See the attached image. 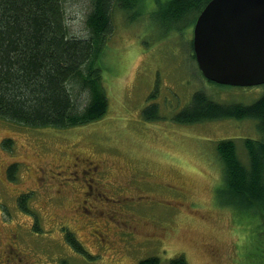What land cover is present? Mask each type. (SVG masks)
Instances as JSON below:
<instances>
[{
	"label": "rangeland",
	"instance_id": "374dc122",
	"mask_svg": "<svg viewBox=\"0 0 264 264\" xmlns=\"http://www.w3.org/2000/svg\"><path fill=\"white\" fill-rule=\"evenodd\" d=\"M63 2L69 34L84 37L92 1ZM123 16L113 15L103 54L104 116L67 129L0 120V264H173L180 255L187 264H264V219L228 188L216 148L232 140L247 168L246 140H264L257 121H174L196 91L251 105L264 84L205 79L190 57L194 16L169 33ZM90 160L102 197L84 186ZM93 228L109 234L107 246Z\"/></svg>",
	"mask_w": 264,
	"mask_h": 264
},
{
	"label": "trees",
	"instance_id": "16d2710c",
	"mask_svg": "<svg viewBox=\"0 0 264 264\" xmlns=\"http://www.w3.org/2000/svg\"><path fill=\"white\" fill-rule=\"evenodd\" d=\"M63 1L0 0V120L30 129H67L98 120L107 111L102 60L115 29L113 15L121 13L126 21H143L169 33L190 23L192 16L196 20L209 0H91L84 37L69 34ZM152 2L153 9L149 7ZM147 19L151 23L144 21ZM190 57L195 56L192 53ZM174 117L182 124L252 118L264 136V93L251 105H223L196 91L186 109ZM246 141L247 168L232 140L217 143V157L228 188L263 220L264 140ZM73 234L66 232L65 241L84 253ZM172 263L186 261L181 255ZM139 264H159V260L149 257Z\"/></svg>",
	"mask_w": 264,
	"mask_h": 264
},
{
	"label": "water",
	"instance_id": "95a60500",
	"mask_svg": "<svg viewBox=\"0 0 264 264\" xmlns=\"http://www.w3.org/2000/svg\"><path fill=\"white\" fill-rule=\"evenodd\" d=\"M192 40L205 79L237 87L264 83V0H209Z\"/></svg>",
	"mask_w": 264,
	"mask_h": 264
},
{
	"label": "flooded vegetation",
	"instance_id": "af4514ba",
	"mask_svg": "<svg viewBox=\"0 0 264 264\" xmlns=\"http://www.w3.org/2000/svg\"><path fill=\"white\" fill-rule=\"evenodd\" d=\"M187 107V106H186ZM186 109V108H185ZM91 160L90 161H88V162H86V163H84V165H86L85 167H86V173H87V179L85 178V182H84V186L85 187H93V190H94V192L95 191H100V192H95L98 196H101V190H99L98 188H96V186H95V183L96 184H98L99 186H101L102 185V182H100V180L99 179H97L96 181L94 180L95 178L92 176V174H96L97 173V168L95 167V166H93V165H91ZM12 166L13 165H7L6 167H8L9 168V170H11V168H12ZM77 166V165H76ZM88 171V172H87ZM89 176V177H88ZM88 182H91V183H88ZM103 190V189H102ZM120 196H123V195H120ZM102 197V196H101ZM104 197V196H103ZM105 198H108V197H105ZM93 230V235H95L96 236V238H95V240H98V241H100V243L101 244H104L105 243V245L107 246L109 243H110V239H109V234L108 233H106V232H100V230H98V229H95V228H93L92 229ZM84 250V249H83ZM100 257H101V255L100 254H98ZM181 256V255H180ZM98 257V256H97ZM183 258H184V255H183ZM185 261H186V259H185ZM186 264H187V261H186Z\"/></svg>",
	"mask_w": 264,
	"mask_h": 264
},
{
	"label": "bare ground",
	"instance_id": "6f19581e",
	"mask_svg": "<svg viewBox=\"0 0 264 264\" xmlns=\"http://www.w3.org/2000/svg\"><path fill=\"white\" fill-rule=\"evenodd\" d=\"M193 61H195L196 62V60H195V57H194V59H193ZM196 65H197V68H198V64H197V62H196ZM207 79V78H206ZM264 84V83H263ZM183 256V255H182Z\"/></svg>",
	"mask_w": 264,
	"mask_h": 264
}]
</instances>
